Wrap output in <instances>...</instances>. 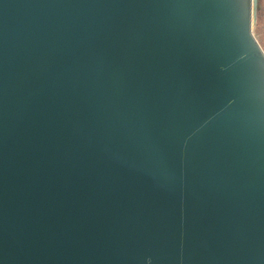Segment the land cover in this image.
Masks as SVG:
<instances>
[{"label": "water", "instance_id": "95a60500", "mask_svg": "<svg viewBox=\"0 0 264 264\" xmlns=\"http://www.w3.org/2000/svg\"><path fill=\"white\" fill-rule=\"evenodd\" d=\"M233 0H0V264H264V51Z\"/></svg>", "mask_w": 264, "mask_h": 264}, {"label": "rangeland", "instance_id": "374dc122", "mask_svg": "<svg viewBox=\"0 0 264 264\" xmlns=\"http://www.w3.org/2000/svg\"><path fill=\"white\" fill-rule=\"evenodd\" d=\"M251 30L264 51V0H252Z\"/></svg>", "mask_w": 264, "mask_h": 264}, {"label": "snow or ice", "instance_id": "6c2138e0", "mask_svg": "<svg viewBox=\"0 0 264 264\" xmlns=\"http://www.w3.org/2000/svg\"><path fill=\"white\" fill-rule=\"evenodd\" d=\"M234 8L237 10L238 15L247 23L249 0H233Z\"/></svg>", "mask_w": 264, "mask_h": 264}]
</instances>
